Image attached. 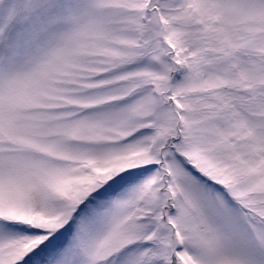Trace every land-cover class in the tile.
Wrapping results in <instances>:
<instances>
[{
    "label": "snow or ice",
    "instance_id": "obj_1",
    "mask_svg": "<svg viewBox=\"0 0 264 264\" xmlns=\"http://www.w3.org/2000/svg\"><path fill=\"white\" fill-rule=\"evenodd\" d=\"M0 264H264V0H0Z\"/></svg>",
    "mask_w": 264,
    "mask_h": 264
}]
</instances>
